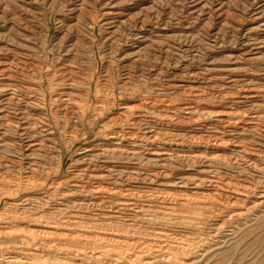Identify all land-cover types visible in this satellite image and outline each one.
Instances as JSON below:
<instances>
[{"label":"rangeland","instance_id":"374dc122","mask_svg":"<svg viewBox=\"0 0 264 264\" xmlns=\"http://www.w3.org/2000/svg\"><path fill=\"white\" fill-rule=\"evenodd\" d=\"M261 9L262 11L264 10V0H81V2L80 0H71V1L70 0H0V57H1L0 62L2 60H6L7 64L9 65V68H7V72L9 73V77H10L9 80H11L10 81L11 83L16 82V78H17L18 80L16 83H18L19 81L21 85H25L30 89H34V95L36 97L40 98L41 96V98H45L46 107L44 110V114L47 115L46 119L47 120L49 119L48 122L50 123L54 131V135H53L54 144L52 145L54 147L53 152H50L48 149L45 153H37L39 155V158L37 157V159H39L38 162L40 166L34 172V175H32L33 176L32 182L34 184L32 183L30 185L29 184L25 185L26 183L23 181L24 174H22L25 173V169L20 170L18 166H15L14 168V166L11 165L3 169L7 172L8 175L14 176L15 177L14 179L17 178L18 182L23 187L20 184L19 187H15V185L13 184L11 185L5 184V186H3L2 188L0 187L1 188L0 193L4 191L9 192L10 190L13 191L15 190V192L17 191L16 193L6 192L7 193V194L5 193L6 196L4 195L3 198H1L0 200V232L7 230L12 231V235L8 237L0 235V260H1L0 264H9L7 263V261H5L9 256L16 258V260L18 259V262L15 264H24V263L25 264H83V263L91 264V262L92 264H123L124 262H125L124 264H128L126 261L127 259L125 258L128 254L129 255L138 254V253L139 254L143 253L142 255L146 254L144 253L145 251L144 245L140 244L139 247L137 246L138 245L137 243L139 242L138 239H147L150 238L153 235V233L155 234L159 232H162L170 236H174L176 232H178L174 237L177 238L180 237V239L184 238V240L186 241L193 240L192 242H198V245H196L198 247L197 249L195 247L189 253H185L184 255L182 256L180 255V257H178L179 259L182 258L181 259L183 260L182 264L185 263L190 264L191 262H193L192 264H205V261L207 264L209 263L210 264H264V208H263L264 203L261 204L263 207L259 205L258 208L256 209H251V207L246 206L244 208L247 209V213L245 214V216L247 217L245 218L244 216L245 219L234 218L232 224L230 225L227 224L221 227L220 225L222 223L221 221L226 219L228 217L227 215H230L229 213L233 208L230 209L225 208L220 213L208 212L206 216L202 215L204 216L203 218L199 213H197L198 211L195 210L194 208H191L189 206H187L188 208L184 206H179L177 201L175 200L172 201L173 199H167V200L162 199L163 196L169 195V193L171 194L170 196L174 198H177V195L179 198L180 192L181 195L190 194L191 193L190 188L188 186L186 187L182 186V184H180L181 183L180 178L186 174L187 176L198 175L199 172L202 170V166L196 165L190 167L191 165L189 166L188 164H182V162L180 163L176 162V159L175 161H173V159H166L167 160L166 161V160L157 159L152 155L153 152L166 148L167 150L170 149L169 152L172 151L171 152L172 154L175 153L183 154L184 152L189 150L187 148H184L183 151L182 150L183 148L175 149V147H171V148L165 147L163 146L162 143L164 139L166 138L173 139L174 137V140L182 139L184 141H187L186 139H191V138L196 139L200 137L201 134H206L204 131H208L206 128H202L199 126L196 128V126H194L188 120L185 119V116L182 113L174 114L172 112V108H180L185 103L198 102V104L200 105L218 107V106H223L228 102H231V104H233L234 107L235 106L237 108L240 107L239 110L241 111L247 110L248 112L251 111L254 112L255 109V111L262 110L261 113H264V106H263L264 102H262L264 101V90H263L264 61L261 62V60H264V57H262L264 55V43L262 48L263 53L261 52L262 54L261 56L259 55L260 57L250 56L252 58L251 60L254 59L253 61L250 60V57L247 55V53H244L246 45L250 44L248 40L258 39L257 42L259 40L261 42L264 41L260 39V38L262 39L264 38L263 35L264 27L261 26L262 24L261 21L264 20V13H263L264 11L262 12ZM111 11L122 12L123 14H121L120 21L125 20L126 23H123L121 25H118L117 23L112 24L113 20H111V16L108 13ZM124 14H128L136 18V23L133 24L127 21L125 16H123ZM256 15L259 17H257ZM253 27L255 28L257 27V29ZM249 36L251 38H249ZM242 52H243L242 54L243 56L241 55ZM258 58L261 60H259ZM64 63L65 64L68 63V64L65 65ZM62 65L65 69L66 68L67 69L65 70L62 67ZM239 68L241 69L240 71ZM226 69L230 71L228 72ZM241 73L244 75H242ZM252 74L255 76H253ZM217 75L219 78L217 77ZM220 77L222 78L220 79ZM213 80H215V82ZM249 81H251L252 83H250ZM243 83H245V85ZM253 83L254 85H252ZM229 84L233 85L232 88L234 90H232L231 88L232 85ZM257 84H259L260 87H258ZM210 86L211 87L214 86L213 88H215L214 89L215 91ZM261 86H263V88ZM247 87H252L257 91V93H255L254 95L255 97L253 99V102H251V104L250 102L247 103L242 101L241 99H238L240 98V96H238L239 92L243 91V89ZM236 88L239 91H237ZM223 90L224 91L226 90L225 91L226 93ZM181 92L184 94H182ZM65 93L68 96L70 95L68 97V99L70 98L69 100H71L69 103H60V102H57L56 104L52 103L53 98H63L61 96L62 95L66 96ZM223 94H225L226 96ZM191 97H194L196 99ZM161 103L162 105L164 104L163 106L165 107H163ZM62 104H67L70 108L67 106V108L69 109L65 111V109L63 110L61 108ZM121 104L122 106L123 105L130 106L131 109L129 111H123L121 110L122 107ZM241 106L243 107L241 108ZM260 106L261 108L259 109L258 107ZM148 108L150 109V111ZM53 109L56 111H54ZM53 111L56 112L57 114H55ZM64 113H66L67 115L69 114V116H66V114ZM73 113L75 114V116L73 115ZM179 114L182 115L180 116ZM156 117H158V119H156ZM171 117L172 120L174 119V121L171 120ZM176 117L179 119L181 118L180 121L183 122H180L179 119L175 121L177 119ZM182 119H184L186 122ZM212 121L214 120L212 119ZM177 124H179L180 127L177 126ZM189 125L191 127H189ZM148 130H154L156 133L161 135V136L157 135L158 137L157 139L158 140L161 139V140L155 141L156 143L155 142L152 143L149 140H147L148 136L145 133ZM189 131L193 133H190ZM238 133L242 136V138L244 137L243 141L254 139L255 141L259 140L261 142H264V138L262 139L257 132H251V133L238 132ZM175 134L179 137L176 138ZM111 135L118 136L117 138L119 141L117 139H116L117 141L109 139ZM162 135L163 138H161ZM227 135L229 134L226 133L225 137ZM111 140L112 142L115 141L114 142L115 144L112 143ZM47 144L49 145V143ZM84 146L86 148H90V149L92 148L91 153H87L84 155L80 154ZM153 147H155V150ZM112 148L123 151V154L118 155L115 152H110ZM137 148L141 150H138ZM104 149L109 150V152L104 153L103 155L102 150ZM147 151L149 153H147ZM11 152L12 150L7 149L6 152H4V154L2 155V158L4 160H8V158L13 159L15 154ZM129 152L136 153L135 154L136 156L135 155L134 157L132 156L134 160H132L131 156L127 155V153ZM137 155L141 157V159ZM83 156H87V157L83 158ZM136 157L138 160L136 159ZM83 159L85 161H83ZM168 160L171 162H169ZM164 162L165 164L166 163L167 164L165 165ZM86 164H89L90 167H95V168L102 166L108 168L111 167L110 168L111 177L108 180L99 181L98 183L92 184V187H96L98 185L101 188L103 187L105 189L116 188L118 190H124V191L128 188L127 191L135 193V196L133 198H127L129 202V203L127 202V204H130L131 206L130 205L122 206L123 207L122 208L121 206L118 205V201L120 202L121 198L119 199L118 197L113 196L114 194L112 192H109L108 194L103 195L104 200H95L93 203L96 205L93 204V206L84 205L78 207L77 202L82 196H80L79 194L75 195L72 193L69 197L67 193H70L69 192L70 188L68 183L66 185L65 180L67 179L69 182L74 174L77 175L84 174L85 172L82 171L83 170L82 168ZM150 164H153V166ZM168 164H169L168 166L169 169L167 167ZM171 164L172 165L174 164L173 165L174 167ZM10 166L12 167V169ZM158 166H160V168ZM184 166L187 167L184 168ZM72 169L77 172L73 171ZM198 169H200V171H197ZM224 169L222 170V173L228 172L230 174L235 173L234 175H237L236 170L228 171L226 169V171H224ZM158 170L159 171L162 170L161 171L162 173L160 172L161 174H166L167 172L169 174L168 173L166 174L167 177L163 176L162 178V176H160L158 178H154L155 171L157 172L155 174H159ZM142 174H144L143 176L145 178L142 176ZM136 175H139V177ZM244 175L248 178V180L253 179L252 176H249L251 175L250 173L247 174V172H245L243 176ZM134 176L136 177V179ZM123 179H124V184H123ZM153 179H155V182ZM128 182L129 184H127ZM174 182L178 185H176ZM54 183L56 184L59 183L60 188L58 186L57 189H54L56 185ZM128 185H131L132 187ZM151 186H153L154 188ZM133 187H138V188L135 190V188L133 189ZM17 188H19L20 190ZM182 188L185 189L183 190ZM131 189H133V191ZM155 190L156 191L158 190L157 191L158 193H156ZM166 190L169 191V193L166 192ZM51 191H54V193L56 194H54ZM141 191H143L144 194ZM151 191L152 193L150 194ZM65 192L66 195L68 196L67 199H62L60 198V196L59 197L55 196V195H61V193L65 194ZM10 194L12 195L10 196ZM140 195L143 198H140L141 197ZM157 195L161 197H158ZM26 196L27 198L30 197L31 199L34 197L37 198H34L33 200L35 201L30 205L24 202ZM147 196L150 197L148 198ZM69 199L71 200V202ZM42 201L47 205H44ZM15 202L18 203L15 204ZM106 202L108 205L106 204ZM142 203L145 204L143 205ZM8 204H12L13 205L12 208H8L7 207ZM40 204L43 206H41ZM70 204L71 206H68ZM53 205L55 207L54 210H53L54 208ZM72 205L74 206L72 207ZM103 205L106 208H104ZM164 205H166L167 207L165 206L164 208ZM40 206L42 208H40ZM112 206H116V207H112ZM143 206H145V209ZM153 207L155 208L151 209ZM19 208L20 210H18ZM161 208L163 209V211H159ZM8 209H11V211ZM36 209L37 210L42 209V210L36 211ZM60 209H62L63 213L56 211ZM179 209L181 210V213L183 215L180 213ZM192 209L194 210L192 211ZM226 209H228L227 210L228 212L226 211ZM88 210H90L91 212ZM99 210H101V212ZM21 211L23 214H20ZM72 211H74V213H72ZM150 211L154 212L153 215L151 214ZM24 212L26 215H24ZM44 212L48 216L45 215ZM110 212H114V213H110ZM29 213H31L30 214L31 216L29 215ZM143 213L147 216H145ZM159 213L160 215H158ZM193 213L194 215L196 213V215L193 216ZM79 214L81 216H79ZM138 214L141 217H139ZM168 214L170 215L168 216ZM93 215L95 216L92 217ZM173 215H175V217ZM208 215H210L211 217ZM181 216H183V218ZM187 216H190L191 218L193 217V219ZM72 217L73 218L75 217L76 219L74 218V220H72L73 219ZM142 217H144V219L146 220H144ZM214 217H216V220ZM65 218L66 221L64 222ZM179 218H181V220H179ZM9 219L10 221L14 220V222L11 221L12 222L11 224L16 225L15 228H12V226L14 225H8V224L6 225L7 220L9 222ZM53 219L56 221H54ZM89 219H90L89 221L90 225L88 223ZM141 219L143 221H141ZM200 219L201 220L205 219V220L204 221L202 220L203 221L202 223ZM29 220H31L32 222ZM47 220L49 222H47ZM184 221H186L187 223ZM191 221L192 223H190ZM78 222L82 225H80ZM52 223H54L55 225ZM163 223L167 225H163ZM66 224L69 225L67 226ZM2 225L4 227H7L8 229L1 228ZM70 225L72 226V228ZM104 225H106V227ZM178 225H180V227ZM83 226L85 227L83 228ZM183 226L188 230L183 229L184 228ZM10 227L11 229H9ZM37 227H39L40 229ZM192 227H194L195 229ZM218 227L219 228L221 227V229H219ZM49 228L51 232H48ZM89 228H91V230ZM217 228L219 229L220 233L214 236L215 235L214 232ZM21 229L23 232L20 231ZM26 230L28 231V233L30 231V234H28ZM39 230L41 232L43 231V233L37 234ZM101 230L105 232L103 233ZM172 230H174V232ZM209 230L211 233L209 232ZM13 232L15 233L14 236H13ZM221 232L224 233L225 235H223ZM24 233L26 234V236ZM93 233L95 235H108V236L120 234L128 238L129 243H131L133 249L131 247L130 251L124 253L123 251L125 247L123 248V250L122 248H119V247H123L120 246L122 244L117 245L114 244L115 242L107 241V239L100 237H93L92 236ZM145 233L149 235H146ZM23 234L25 237L22 236ZM183 234L185 235L183 236ZM143 235L144 237L147 238H142ZM192 235H194V237ZM75 236L78 237L76 238ZM198 236L201 238L200 239L197 238ZM212 236L215 238H213ZM69 237L71 238V240L69 239ZM58 238L60 242L57 241ZM75 238L76 240L74 241ZM66 239L70 240V245L67 244V242L69 243V240L66 241ZM97 239L101 241L96 242L98 241ZM209 239H211L212 241L217 240V242L219 243L218 246H220L221 248L218 246L217 247L219 249L214 247L215 249L212 248L213 250L210 249L209 253L207 252L206 255L201 256L202 252H199L198 250L202 249V246L208 245L207 243L211 242V240ZM41 241L44 244H42ZM52 241L54 242L52 243ZM75 242L77 244H75ZM64 243H66L67 245ZM31 245L33 247H30ZM87 245L89 248L90 246H92V248L94 247L95 249L94 248L89 249ZM5 246H7V249ZM112 246L115 247L113 248ZM98 248H100L99 251L96 250ZM103 248L106 251H108L109 249L108 251L109 253H107L106 256H103L102 258L96 260L89 258V253L94 252L95 254H97L101 250L103 251L104 250ZM16 250L18 251V253ZM110 251L114 252L116 256L114 254H111L112 252ZM29 252L33 255H31ZM39 255L40 256L42 255L41 258ZM34 256L37 258V260ZM198 257L200 259H198ZM210 257L211 258L213 257L211 261L209 259ZM115 259H118L117 260L118 263L115 261ZM2 261L5 263H3ZM197 261L198 263H195ZM161 264H170V262H164ZM171 264H175V263L171 262Z\"/></svg>","mask_w":264,"mask_h":264},{"label":"bare ground","instance_id":"6f19581e","mask_svg":"<svg viewBox=\"0 0 264 264\" xmlns=\"http://www.w3.org/2000/svg\"><path fill=\"white\" fill-rule=\"evenodd\" d=\"M71 1V0H70ZM81 2V0H80ZM123 2V1H122ZM79 6V5H78ZM218 6V5H217ZM78 10V9H77ZM134 11V10H133ZM137 11V10H136ZM262 11V9H261ZM264 11V10H263ZM262 11V12H263ZM140 12V11H138ZM106 13V12H104ZM109 15L111 16V20L112 21V24L113 23H117L118 25H121L123 23H126L125 20L123 21H120V18H121V14H123L122 12H114V11H111V12H108ZM261 13V12H260ZM264 13V12H263ZM262 13V14H263ZM141 14V13H139ZM107 15V14H106ZM105 15V16H106ZM260 15V14H258ZM104 16V14H103ZM109 16V17H110ZM123 16H125L126 20L135 24L136 23V18L128 15V14H124ZM257 16V15H256ZM255 16V18H256ZM107 17V16H106ZM105 17V18H106ZM259 17V16H257ZM148 19V18H147ZM5 20V19H4ZM9 21V20H8ZM110 21V20H109ZM108 21V22H109ZM141 22V20H140ZM262 24L261 26L264 27V20L261 21ZM107 23V21H106ZM259 23V22H258ZM111 24V25H112ZM131 24V25H133ZM142 24V23H141ZM105 25V24H103ZM140 25V24H139ZM173 25V24H172ZM25 26V25H24ZM137 26V25H135ZM142 27V26H141ZM156 27V26H155ZM258 27V26H257ZM257 27H253L255 29H257ZM259 29V28H258ZM262 29V28H260ZM252 30V29H251ZM150 31V30H149ZM258 31V30H257ZM256 31V32H257ZM253 32H254V29H253ZM262 32V30H261ZM133 34V33H132ZM251 34V33H249ZM257 34V33H256ZM255 34V35H256ZM108 35V34H107ZM254 35V34H253ZM264 35V34H263ZM160 36V35H159ZM142 37V36H141ZM257 37V36H256ZM246 38V37H245ZM249 38H251L249 36ZM261 40H264V38H260ZM258 40V39H257ZM256 39H252V40H248V42L250 44H247L246 47H245V50H244V53H247V55L250 57L252 56H256V57H260L261 54L263 53V42H261L260 40L257 42ZM246 42V41H245ZM245 44V43H244ZM239 48V47H238ZM138 50V49H137ZM238 50V49H237ZM240 50V49H239ZM262 52V53H261ZM237 53V52H236ZM243 54V52L241 53V55ZM258 55V56H257ZM260 55V56H259ZM4 56V55H3ZM224 56V55H223ZM243 56V55H242ZM7 57V56H6ZM246 57V56H245ZM250 57V60L252 59ZM264 57V55L262 56ZM1 58V57H0ZM248 58V57H247ZM12 59V58H11ZM230 59V58H229ZM242 59V58H241ZM245 59V58H244ZM259 59V58H258ZM63 60V59H62ZM236 60V59H234ZM254 60V59H253ZM251 60V61H253ZM261 60V59H259ZM67 61V60H66ZM245 61V60H244ZM250 61V62H251ZM256 61V60H255ZM264 61V60H261V62ZM235 62V61H234ZM249 63V62H248ZM247 63V65H248ZM257 63V62H255ZM260 63V62H259ZM65 64V63H64ZM63 64V65H64ZM68 64V63H66ZM65 64V65H66ZM62 65V67H63ZM70 66V65H69ZM16 67V66H15ZM14 67V68H15ZM61 67V68H62ZM7 68H9V65L7 64L6 60H2L0 62V187L2 188L3 186L6 185H15V187H19V182L16 179H14L15 177L12 176V175H8L7 172L5 170H3L5 167L11 165V166H18L19 169H25V173H22L24 174V182L26 183L25 185L27 184H32V175H34V172L38 169V167L40 166L39 164V159H37V157L39 158V155L37 153H45L48 149L50 152H53L54 150V147L52 146L54 144V138H53V135H54V131L50 125V123L48 122V120L46 119L47 115L44 114V110H45V107H46V104H45V98H38L34 95V89H30L28 88L27 86L25 85H21L18 81L17 82V78H16V82H13L11 83L9 80V73L7 72ZM13 68V67H12ZM64 68V67H63ZM241 68V67H240ZM239 68V71L241 70ZM245 68V67H244ZM65 69V68H64ZM67 69V68H66ZM65 69V70H66ZM71 69V68H70ZM237 69V68H236ZM247 69V68H246ZM227 70V69H226ZM234 70V69H233ZM243 70V69H242ZM245 70V69H244ZM264 70V69H263ZM16 71V70H15ZM60 71V70H59ZM228 71V70H227ZM230 71V70H229ZM228 71V72H229ZM237 71V70H236ZM246 71V70H245ZM61 72V71H60ZM232 72V71H231ZM246 73V72H245ZM252 73V72H251ZM229 74V73H228ZM235 74V73H234ZM242 74V73H241ZM249 74V72H248ZM11 75V74H10ZM236 75V74H235ZM244 75V74H242ZM253 75V74H252ZM5 76V77H4ZM50 76V75H49ZM247 76V75H246ZM255 76V75H253ZM252 76V78H253ZM14 77V75H13ZM17 77V76H16ZM62 77V76H61ZM60 77V78H61ZM69 77V76H67ZM211 77V76H210ZM218 77V75H217ZM227 77V76H226ZM238 77V75H237ZM72 78V77H71ZM216 78V77H215ZM219 78V77H218ZM217 78V79H218ZM222 77H220L221 79ZM231 78V77H230ZM214 79V78H213ZM224 79V78H223ZM222 79V80H223ZM239 79V78H238ZM236 79V80H238ZM243 79V78H242ZM15 80V79H14ZM62 80V79H61ZM70 80V79H69ZM231 80V79H230ZM263 80V79H262ZM60 81V80H59ZM209 81V80H208ZM207 81V83H208ZM215 82V80H213ZM224 81V80H223ZM235 81V80H234ZM240 81V80H238ZM237 81V82H238ZM246 81V80H245ZM256 81V80H255ZM25 82V81H24ZM213 82V83H214ZM227 82V80H226ZM232 82V81H231ZM250 83H252L251 81H249ZM254 82V81H253ZM257 82V81H256ZM28 83V82H27ZM230 83V82H229ZM233 83V82H232ZM255 83V82H254ZM254 83L252 85H254ZM210 84V83H209ZM220 84V83H219ZM228 84V83H227ZM242 84V83H240ZM245 85V83H243ZM247 84V83H246ZM261 84V83H259ZM258 85V87H260ZM180 85V84H179ZM186 85V84H185ZM229 85H232V84H229ZM229 85H228V88H229ZM239 85V84H238ZM30 86V85H29ZM66 86V85H65ZM173 86V85H172ZM175 86V85H174ZM182 86V84H181ZM198 86V85H197ZM209 86V85H208ZM222 86V85H220ZM249 86V85H248ZM185 87V86H184ZM211 87V86H210ZM214 87V86H213ZM211 87V88H213ZM233 87V85L231 86V88ZM241 87V85H240ZM245 87V86H244ZM263 88V86H261ZM190 88V87H189ZM192 88V87H191ZM195 88V87H194ZM209 88V87H208ZM225 88V87H223ZM235 88V86H234ZM239 88V87H238ZM257 88V86H256ZM261 88V89H262ZM63 89V88H62ZM179 89V88H178ZM177 89V90H178ZM184 89V88H183ZM193 89V88H192ZM198 89V88H197ZM203 89V88H202ZM207 89V87H206ZM210 89V88H209ZM215 88H213L214 90ZM217 89V88H216ZM173 90V89H172ZM180 90V89H179ZM181 90H182V87H181ZM220 90V89H219ZM232 90H234L232 88ZM237 90V88H236ZM235 90V91H236ZM264 90V89H263ZM68 91V90H67ZM70 91V90H69ZM169 91V90H168ZM176 91V90H175ZM215 91V90H214ZM218 91V90H217ZM224 91V90H223ZM226 91V90H225ZM224 91V92H225ZM239 91V90H237ZM64 92V91H63ZM201 92V90H200ZM199 92V93H200ZM222 92V91H221ZM59 93V92H58ZM61 93V92H60ZM182 93V92H181ZM205 93V92H204ZM207 93V92H206ZM223 93V92H222ZM226 93V92H225ZM255 93H257V91L252 88V87H247L245 89H243V91L239 92V95L240 98L238 99H241L242 101L244 102H247L251 104V102H253V99H254V95ZM66 94V93H65ZM184 94V93H182ZM261 94V93H260ZM57 95V93H56ZM60 95V94H59ZM204 95V94H203ZM212 95V94H211ZM225 95V94H223ZM263 95V94H262ZM53 96V95H52ZM70 96V95H69ZM67 94L66 96L62 95L61 97L63 98H51L52 99V103L56 104L57 102H60V103H69L71 100L68 99L69 97ZM191 96V94H190ZM226 96V95H225ZM236 96V95H235ZM261 96V95H259ZM55 97V95H54ZM57 97H60V96H57ZM164 97V96H163ZM202 97V95H201ZM207 97V96H205ZM231 97V96H230ZM186 98V97H185ZM191 98H194V97H191ZM263 98V97H262ZM72 99V98H71ZM152 99V98H151ZM155 99V98H154ZM157 99V98H156ZM167 99V98H166ZM165 99V100H166ZM196 99V98H194ZM224 99V98H222ZM74 100V99H73ZM168 100V99H167ZM185 100V99H184ZM201 100V99H200ZM263 100V99H262ZM153 101V100H152ZM160 101V99H159ZM164 101V100H163ZM162 101V102H163ZM169 101V100H168ZM204 101V100H203ZM258 101V100H257ZM187 102V101H186ZM264 102V101H262ZM159 103V102H158ZM157 103V104H158ZM164 103V102H163ZM226 103V102H225ZM246 103V104H247ZM260 103V102H259ZM72 104V103H71ZM125 104V103H123ZM156 104V103H155ZM165 104V103H164ZM163 104V105H164ZM181 104V103H180ZM262 104V103H261ZM70 105V104H69ZM162 105V103H161ZM162 105V106H163ZM170 105V103H169ZM178 105V104H177ZM176 105V106H177ZM223 105V104H222ZM236 105V104H235ZM238 105V104H237ZM253 105V104H252ZM50 106V105H49ZM67 104H62V109L65 111L68 110L69 108H67ZM122 106V104H121ZM157 106V105H156ZM167 106V105H166ZM172 106V105H171ZM175 106V105H174ZM264 106V104H263ZM52 107V105H51ZM58 107V106H57ZM59 107V108H60ZM120 107V105H119ZM154 107V106H153ZM160 107V105H159ZM165 107V106H163ZM168 107V106H167ZM243 106H241L242 108ZM157 108V107H156ZM240 108V107H239ZM239 108H237L236 106L234 107L233 104H231V102H228L226 103L225 105L223 106H218V107H210V106H206V105H200L198 104V102L196 103H185L182 105V107L180 108H172V112L175 114V113H182L184 116H185V119L188 120L191 124H193L194 126H196V128L199 126V127H202V128H206L208 131H204L206 134H201L200 137L196 138V139H186L187 141H184L182 139L178 140L176 138H178L179 136H177L176 134V140H174V137L173 139H170V138H166L164 139V141L162 142L163 143V146L165 147H175L176 148H183L182 150L184 151V148H187L189 151H186V152H182L183 154H172L169 150L166 149H161V150H158V151H155V152H151L152 155L157 158V159H161V160H166V159H173V161H175L176 159V162H182V164H188L190 167L192 166H202V170L200 171V169H198L197 171H200L198 175H195V176H187L184 175V176H180V181L182 184V186H188L190 188V194H186V195H181V192H180V195H179V198H178V195H177V198H174L172 196H170L171 194L169 193V191L166 190V192L169 193V195H165L162 197V199L164 200H167V199H173L172 201H177L179 206H184V207H191V208H194L195 210H197L196 212L199 213L201 215V217L204 218V216L207 215L208 212H212V213H220L223 211V209L225 208H233L231 211H230V215H227L228 217L226 219H224L223 221H221L222 223L220 224L221 227L224 226V225H230L232 224V221L234 220V218H237V219H240V218H244L245 214L247 213V209H244L246 206H249L251 207V209H256L258 208L259 205H261L262 203H264V142H261L259 140L255 141L254 139H249L248 141H243V138L242 136L238 133V132H257L260 137L263 139L264 138V113H261L262 110L260 111H255L254 109V112H248L247 110L246 111H241L239 110ZM259 109L261 108L258 107ZM52 109V108H51ZM56 109V108H55ZM131 109L130 106H127V105H123L121 107V110L123 111H129ZM149 109V108H148ZM54 110V109H53ZM153 110V109H152ZM163 110V109H161ZM171 110V109H169ZM56 111V110H54ZM53 111V112H54ZM73 111V110H71ZM150 111V109H149ZM166 111V110H165ZM164 111V112H165ZM62 112V111H61ZM154 112V111H153ZM162 112V111H161ZM160 112V113H161ZM55 114H57L56 112H54ZM155 113V112H154ZM60 114V113H59ZM58 114V115H59ZM66 114V113H64ZM181 114V115H182ZM73 115L75 116V114L73 113ZM116 115V114H115ZM180 115V114H179ZM180 115V116H181ZM65 116V115H64ZM66 116H69V114ZM139 116V115H138ZM145 118V117H144ZM150 118V117H149ZM177 118V117H176ZM156 119H158V117H156ZM155 119V120H156ZM179 118H177L175 121H177ZM181 119V118H180ZM179 119V121H180ZM212 119L214 121H212ZM61 120V119H60ZM152 120V119H151ZM161 120V119H160ZM163 120V119H162ZM171 120H172V117H171ZM184 120V119H182ZM69 121V119H68ZM158 121V120H157ZM174 121V119L172 120ZM185 121V120H184ZM154 122V121H153ZM180 122H183V121H180ZM186 122V121H185ZM172 123V122H170ZM203 123V124H201ZM72 124V123H71ZM157 124V123H156ZM162 124V123H161ZM73 125V124H72ZM151 125V124H150ZM159 125V124H158ZM177 126H179V124H177ZM74 127V126H73ZM167 127V126H166ZM180 127V126H179ZM182 127V126H181ZM187 127V126H186ZM189 127H191L189 125ZM169 128H170V125H169ZM168 128V129H169ZM173 128V127H172ZM176 128V127H175ZM178 128V127H177ZM187 129V128H186ZM117 130V129H116ZM167 130V129H166ZM201 130V129H199ZM203 130V129H202ZM130 131V130H129ZM163 131V130H162ZM179 131V130H178ZM222 131V132H221ZM170 132V131H169ZM190 132V131H189ZM162 133V132H161ZM167 133V132H166ZM165 133V134H166ZM181 133V132H180ZM188 133V132H187ZM190 133H193V132H190ZM229 134L225 137V134ZM148 137H147V140H149L150 142L154 143L155 141H157L158 137L157 135H159L158 133H156L154 130H148L146 131L145 133ZM169 134V133H168ZM173 134V133H172ZM248 134V133H247ZM123 135V134H122ZM179 135V134H178ZM187 135V134H186ZM195 135V133H194ZM202 135H205V136H202ZM249 135V134H248ZM121 136V135H119ZM161 136V135H159ZM166 136V135H165ZM183 136V134H182ZM181 136V137H182ZM244 136V135H243ZM118 136H114V135H111L109 137V139H112V140H118L117 138ZM167 137V136H166ZM172 137V136H171ZM185 137V136H184ZM191 137V136H189ZM249 137V136H248ZM247 137V139H248ZM259 137V138H260ZM145 138V137H144ZM160 138V137H159ZM163 138V135L162 137ZM165 138V137H164ZM108 139V138H106ZM111 140V142H112ZM116 140V141H117ZM125 140V138H124ZM161 140V139H159ZM158 140V141H159ZM261 140V139H260ZM119 141V140H118ZM115 141H113L112 143H114ZM145 142V141H144ZM49 143V145L47 144ZM127 143V141H126ZM140 143V142H139ZM156 143V142H155ZM160 143V142H159ZM96 144V143H95ZM115 144V143H114ZM143 144V143H142ZM150 144V143H149ZM117 145V143H116ZM154 145V144H153ZM142 146V145H140ZM139 146V147H140ZM144 146V145H143ZM157 146V145H156ZM160 146V145H159ZM105 147V146H104ZM114 147V146H113ZM138 147V145H137ZM158 147V146H157ZM98 148V147H97ZM129 148V147H128ZM145 148V147H144ZM154 150H155V147H153ZM9 149V150H12L11 153H14L15 156L14 158L11 160L8 158V160H4L2 158V155L4 154V152H6V150ZM92 149V148H91ZM91 149L90 148H86L84 146V148L82 149L81 153L80 154H87V153H91ZM136 149V148H135ZM138 149V148H137ZM148 149V148H147ZM128 150V149H127ZM138 150H141V149H138ZM143 150V149H142ZM151 150V149H150ZM172 150V149H171ZM203 150V151H202ZM96 151V150H95ZM99 151V150H98ZM180 151V150H179ZM109 152V150L107 149H104L102 150V154L104 155V153H107ZM110 152H115L116 154L118 155H122L123 154V151H120L118 149H115V148H112L110 150ZM141 152V151H140ZM143 152V151H142ZM125 153V152H124ZM145 153V152H144ZM147 153H149L147 151ZM146 153V154H147ZM136 153L135 152H129L127 153V155L132 156L134 157ZM136 156V155H135ZM138 156V155H137ZM87 156H83V158H85ZM139 157V156H138ZM151 157V156H150ZM141 159V157H139ZM147 158V157H145ZM137 159V157H136ZM151 159V158H149ZM128 160V159H127ZM132 160H134L132 158ZM138 160V159H137ZM147 160V159H146ZM160 160V161H161ZM83 161H85L83 159ZM82 161V162H83ZM152 161V160H151ZM167 161V160H166ZM165 161V162H166ZM169 161V160H168ZM128 162V161H127ZM136 162V161H135ZM149 162V160H148ZM155 162V161H154ZM163 162V161H162ZM164 162V164H165ZM171 162V161H169ZM131 163V162H130ZM137 163V162H136ZM159 163V162H158ZM161 163V162H160ZM175 163V162H173ZM133 164V163H132ZM163 164V163H162ZM167 164V163H166ZM165 164V165H166ZM105 165V164H103ZM124 165H127V164H124ZM129 165V163H128ZM153 166V164H150ZM160 165V164H159ZM172 165V164H171ZM174 165V164H173ZM172 165V166H173ZM10 166V167H11ZM82 166V165H81ZM108 166V165H107ZM169 166V164L167 165V167ZM156 167V166H155ZM160 168V166H158ZM163 167V166H162ZM165 167V166H164ZM174 167V166H173ZM187 167V166H184V168ZM188 167V168H190ZM111 167H105V166H102V167H98V168H95V167H90L89 164H86L82 169L83 172H85L84 174H80V175H77V174H74L73 177L71 178V180L68 182H66L65 180V183L67 185V183L69 184V188H70V193H67L68 196L70 197V195L73 193V194H79L80 196H82L79 200H78V207L79 206H84V205H87V206H93V202L95 200H104V196L105 194H108L109 192H112L115 196V197H118L119 199L121 198V201L119 202L118 201V205L119 206H128L130 204H127L128 202V199L127 198H133L135 196V193L133 192H130V191H127V189L124 191V190H118L116 188L114 189H105V188H101L100 186H96V187H92V184L94 183H98L99 181H104V180H108L111 176L110 172H111ZM116 168V167H115ZM128 168V167H127ZM154 168V167H152ZM166 168V167H165ZM197 168V167H196ZM225 168V169H224ZM8 169V168H7ZM12 169V167H11ZM17 169V168H16ZM18 169V170H19ZM75 169V168H74ZM118 169V168H117ZM133 169V168H132ZM169 169V167H168ZM167 169V170H168ZM174 169V168H173ZM193 169V168H191ZM195 169V167H194ZM224 169V171H226V169L228 171H237V175H234V174H230L228 172L226 173H222V170ZM73 170V169H72ZM149 170V169H148ZM157 170V168H156ZM166 170V169H165ZM164 170V171H165ZM187 170V169H186ZM75 171V170H73ZM127 171V170H126ZM134 171V170H133ZM132 171V172H133ZM139 171V170H138ZM154 171V170H153ZM159 171V170H158ZM162 171V170H161ZM159 171V174H155L157 173L155 171L154 173V178H158L160 176H166V174H161L162 172ZM6 172V173H5ZM21 172V171H19ZM77 172V171H75ZM81 172V171H80ZM141 172V171H140ZM139 172V173H140ZM148 172V171H147ZM152 172V171H151ZM161 172V173H160ZM247 172L250 173L251 175L249 176H252L253 179L251 180H248V178L245 176H243V174ZM142 173V172H141ZM140 173V174H141ZM150 173V172H149ZM189 173V172H188ZM124 174V173H123ZM169 174V173H168ZM172 174V173H171ZM19 175V174H18ZM131 175V174H130ZM130 175H127V176H130ZM135 175V174H133ZM132 175V176H133ZM144 174H142L143 176ZM150 175V174H149ZM139 177V175H136ZM248 176V177H249ZM67 177V176H66ZM125 177V176H124ZM135 177V176H134ZM137 177V178H138ZM141 177V176H140ZM144 177V176H143ZM167 177V176H166ZM20 178V177H19ZM65 178V177H64ZM121 178V177H120ZM120 178H119V181H120ZM145 178V177H144ZM177 178V177H176ZM247 178V179H246ZM34 179V178H33ZM36 179V178H35ZM125 179V178H124ZM124 179H123V184H124ZM136 179V177H135ZM143 179V178H142ZM152 179V178H151ZM59 180V179H58ZM63 180V179H62ZM129 180V179H128ZM150 180V179H148ZM154 182H155V179H153ZM41 181V180H39ZM45 181V180H44ZM86 181V182H84ZM126 181V180H125ZM135 181V180H134ZM141 181V180H140ZM55 182V181H54ZM60 182V181H58ZM64 182V181H63ZM133 182V181H132ZM145 182V181H144ZM157 182V181H156ZM39 183V182H38ZM136 183V182H134ZM143 183V182H142ZM141 183V184H142ZM167 183V182H166ZM175 183V182H174ZM34 184V183H33ZM56 184V183H54ZM122 184V183H121ZM129 184V182L127 183ZM163 184V183H161ZM169 184V182H168ZM176 184V183H175ZM21 185V184H20ZM38 185V184H37ZM45 185V184H44ZM134 185V184H133ZM178 185V184H176ZM22 186V185H21ZM54 186V185H53ZM59 186L60 188V185L59 183H57L54 187V189H57ZM128 186H131V185H128ZM142 186V185H141ZM155 186V185H154ZM167 186V185H166ZM165 186V187H166ZM13 187V186H11ZM10 187V188H11ZM23 187V186H22ZM27 187V186H26ZM127 187V186H126ZM132 187V186H131ZM139 187V186H138ZM138 187H133V189L135 188V190L138 188ZM150 187V186H149ZM153 187V186H151ZM168 187V186H167ZM174 187V186H173ZM0 188V189H1ZM9 188V187H8ZM52 188V186H51ZM141 188V187H140ZM154 188V187H153ZM5 189V188H4ZM3 189V190H4ZM7 189V188H6ZM12 189V188H11ZM19 189V188H17ZM63 189V187H62ZM61 189V190H62ZM67 189V188H66ZM133 189H131L133 191ZM144 189V188H143ZM161 189V188H160ZM172 189V188H171ZM176 189V188H175ZM183 189V188H182ZM185 189V188H184ZM183 189V190H184ZM187 189V188H186ZM2 190V191H3ZM8 190V189H7ZM10 190V189H9ZM20 190V189H19ZM163 190V189H162ZM173 190V189H172ZM55 191V190H54ZM54 191H51L54 193ZM67 191V190H66ZM138 191V190H137ZM140 191V190H139ZM156 191V190H155ZM158 191V190H157ZM156 191V193H158ZM179 191V190H178ZM7 193H16L15 190H10L9 192L6 191ZM5 191L4 192H1L0 193V200L1 198H3V196L5 195L6 196V193ZM135 192V191H134ZM143 193V191H141ZM146 192V191H145ZM148 192V190H147ZM161 192V191H159ZM183 192V191H182ZM186 192V191H185ZM189 192V191H188ZM6 193V194H5ZM44 193V192H43ZM152 193V191L150 192V194ZM187 193V192H186ZM32 194V193H31ZM36 194V193H35ZM45 194V193H44ZM47 194V193H46ZM56 194V193H54ZM53 194V196H54ZM58 194V193H57ZM137 194V193H136ZM144 194V193H143ZM149 194V193H147ZM162 194V193H161ZM173 194V193H172ZM176 194V193H174ZM2 195V197H1ZM12 194H10L11 196ZM14 195V194H13ZM74 195V196H75ZM138 195V194H137ZM164 195V194H163ZM8 196V195H7ZM16 196V194H15ZM35 196V195H34ZM49 196V195H48ZM52 196V195H51ZM52 196V197H53ZM57 197L60 196V198L62 199H67V195H66V192L65 194L61 193V195H55ZM141 196V195H140ZM139 196V197H140ZM158 196V195H157ZM33 197V196H32ZM40 197V196H39ZM47 197V196H46ZM52 197H49V198H52ZM113 197V198H115ZM148 197V196H147ZM150 197V196H149ZM148 197V198H149ZM158 197H161V196H158ZM34 198H37V197H34ZM34 198H30L26 196V199H24V202L27 203V204H32L35 200H33ZM74 198V197H73ZM137 198V197H136ZM140 198H143L142 196ZM155 198V196H154ZM40 199V198H39ZM54 199V198H53ZM72 199V198H71ZM107 199V198H106ZM37 200V199H36ZM45 200V199H44ZM48 200V199H47ZM56 200V198H55ZM70 200V199H69ZM74 200V199H73ZM131 200V199H129ZM10 201V200H9ZM22 201V200H21ZM60 201V199H59ZM62 201V200H61ZM75 201V200H74ZM77 201V199H76ZM117 201V200H116ZM14 202V201H13ZM43 202V201H42ZM55 202V201H54ZM53 202V203H54ZM58 202V201H56ZM71 202V200H70ZM99 202V201H98ZM101 202V201H100ZM111 202V201H110ZM131 202V201H130ZM142 202V201H141ZM144 202V201H143ZM147 202V201H146ZM145 202V203H146ZM156 202V201H155ZM10 203V202H9ZM12 203V202H11ZM18 203V202H17ZM15 202V204H17ZM44 203V202H43ZM48 203V202H47ZM62 203V202H61ZM60 203V204H61ZM66 203V202H65ZM73 203V202H72ZM104 203V202H103ZM115 203V202H113ZM129 203V202H128ZM132 203V202H131ZM136 203V202H135ZM140 203V202H139ZM145 203H142L143 205ZM149 203V201H148ZM152 203V201H151ZM64 204V203H63ZM62 204V205H63ZM69 204V203H68ZM76 204V203H75ZM74 204V205H75ZM105 204V203H104ZM107 204V202H106ZM157 204V203H156ZM155 204V205H156ZM171 204V203H169ZM5 205V204H4ZM41 205V204H40ZM44 205H47L44 203ZM58 205V204H57ZM65 205V204H64ZM72 205V207L74 206ZM96 205V204H94ZM102 205V204H101ZM108 205V204H107ZM112 205V204H111ZM116 205V204H115ZM141 205V204H139ZM161 205V204H159ZM158 205V206H159ZM12 204H8L7 207L8 208H12ZM19 206V205H17ZM27 206V205H25ZM43 206V205H41ZM40 206V208H42ZM50 206V205H49ZM68 206H71L68 205ZM131 206V205H130ZM154 206V205H153ZM166 205H164V208H165ZM262 206V205H261ZM21 207V206H20ZM24 207V206H23ZM29 207V206H28ZM32 207V206H31ZM51 207V206H50ZM54 207V205H53ZM57 207V206H56ZM64 207V206H63ZM104 207V205H103ZM102 207V208H103ZM108 207V206H107ZM112 207H116V206H112ZM137 207V206H136ZM139 207V206H138ZM144 209H145V206H143ZM148 207V206H147ZM167 207V206H166ZM169 207V206H168ZM172 207V206H171ZM263 207V206H262ZM6 208V207H4ZM15 208V207H14ZM18 208V207H17ZM27 208V207H26ZM36 208V207H35ZM52 208V207H51ZM77 208V207H75ZM84 208V207H83ZM86 208V207H85ZM98 208V207H97ZM101 208V209H102ZM106 208V207H104ZM123 208V207H122ZM127 208V207H126ZM131 208V207H130ZM134 208V207H133ZM155 207L151 208V209H154ZM179 208V207H178ZM188 208V207H187ZM186 208V209H187ZM234 208H237V209H234ZM264 208V207H263ZM3 209V208H2ZM28 209H31V208H28ZM44 209V208H43ZM55 209V207L53 208V210ZM63 209V208H62ZM62 209L60 210H56V211H59L60 213H63ZM68 209V207H67ZM69 209H72V208H69ZM79 209V208H78ZM94 209V208H92ZM117 209V208H116ZM115 209V210H116ZM132 209V208H131ZM136 209V208H135ZM162 209V208H161ZM159 210V211H163L162 210ZM172 209V208H170ZM169 209V210H170ZM192 209V211L194 210ZM11 211V209H8ZM20 210V208L18 209ZM27 210V209H26ZM39 210H42V209H36V211H39ZM52 210V211H53ZM74 210V209H73ZM123 210V209H122ZM140 210V209H139ZM143 210V209H142ZM178 210V209H177ZM180 210V209H179ZM182 210H183V207H182ZM185 210V209H184ZM188 210V209H187ZM186 210V211H187ZM228 209H226L227 211ZM258 210V209H257ZM4 211V210H3ZM24 211V210H22ZM21 211L18 212L20 214H23ZM30 211V210H29ZM45 211V210H43ZM42 211V212H43ZM48 211V210H47ZM50 211V210H49ZM62 211V212H61ZM90 211V210H88ZM101 212V210H99ZM105 211V210H104ZM108 211V210H107ZM112 211V210H111ZM141 211V210H140ZM165 211V210H164ZM173 211V210H172ZM185 211V212H186ZM191 211V210H190ZM250 211V210H249ZM6 212H7V209H6ZM9 212V211H8ZM15 212V211H14ZM13 212V213H14ZM32 212V210H31ZM51 212V211H50ZM76 212V211H75ZM80 212V211H79ZM83 212V211H82ZM91 212V211H90ZM95 212V211H94ZM93 212V213H94ZM103 212V211H102ZM106 212V211H105ZM122 212V211H121ZM126 212V211H125ZM134 212V211H133ZM137 212V211H136ZM142 212V211H141ZM141 212H140V215H141ZM146 212V211H145ZM151 212V211H150ZM188 212V211H187ZM228 212V211H227ZM252 212V211H251ZM256 212V211H255ZM37 213V212H36ZM58 213V212H57ZM67 213V212H65ZM69 213V211H68ZM72 213H74V211H72ZM86 213V212H85ZM110 213H114V212H110ZM117 213V212H116ZM131 213V212H130ZM139 213V212H138ZM153 211L151 212V214L153 215ZM169 213V211H168ZM180 213H181V210H180ZM184 213V211H183ZM190 213V212H189ZM226 213V212H225ZM7 214V213H6ZM5 214V215H6ZM31 213H29L30 215ZM45 214V212H44ZM59 214V213H58ZM81 214V213H80ZM79 214V216H81ZM88 214V213H87ZM90 214V213H89ZM121 214V213H120ZM125 214V213H124ZM123 214V215H124ZM133 214V213H132ZM144 214V213H143ZM167 214V212H166ZM175 214H178V213H175ZM182 214V213H181ZM224 214V213H223ZM258 214V213H257ZM256 214V215H257ZM3 215V214H2ZM9 215V214H8ZM11 215V214H10ZM16 215H17V212H16ZM24 215L25 212H24ZM28 215V214H27ZM42 215V214H41ZM47 215V214H45ZM64 215V214H63ZM66 215V214H65ZM68 215V214H67ZM98 215V214H97ZM105 215V214H104ZM118 215V214H116ZM130 215V214H129ZM134 215V214H133ZM137 215V214H136ZM145 215V214H144ZM156 215V214H155ZM160 215V213L158 214ZM170 214H168L169 216ZM183 215V214H182ZM186 215V214H185ZM190 215V214H188ZM196 215V213H195ZM194 213H193V216H195ZM204 215V216H202ZM211 215V214H210ZM208 215V216H210ZM225 215V216H226ZM249 215V214H248ZM21 216V215H19ZM31 216V215H30ZM35 216V215H34ZM48 216V215H47ZM74 216V215H73ZM89 216V215H88ZM95 215H93L92 217H94ZM100 216V215H99ZM98 216V217H99ZM110 216V215H108ZM139 216V214H138ZM147 216V215H145ZM175 217V215H173ZM192 216V215H191ZM14 217V216H13ZM37 217V216H36ZM55 217V216H53ZM60 217V216H59ZM64 217H67V216H64ZM84 217V216H83ZM114 217V216H113ZM141 217V216H139ZM158 217V216H157ZM161 217V216H159ZM167 217V216H166ZM179 217V216H178ZM183 218V216H181ZM187 217H190V216H187ZM198 217V216H197ZM211 217V216H210ZM247 216H245L246 218ZM2 218V217H1ZM10 218V217H9ZM40 218V217H39ZM71 218V217H70ZM73 218V217H72ZM75 218V217H74ZM74 218L72 220H74ZM103 218V217H102ZM117 218V217H116ZM133 218V217H132ZM137 218V217H136ZM144 219V217H142ZM164 218V217H163ZM168 218V217H167ZM191 218V217H190ZM215 220H216V217H214ZM244 218V219H245ZM249 218V217H248ZM255 218V217H254ZM3 219V218H2ZM25 219V218H24ZM23 219V220H24ZM32 219V218H31ZM38 219V218H36ZM35 219V220H36ZM46 219V218H45ZM57 219V218H56ZM59 219V218H58ZM64 219V218H63ZM76 219V218H75ZM80 219V218H79ZM78 219V220H79ZM97 219V218H96ZM110 219V217H109ZM108 219V220H109ZM138 219V218H137ZM151 219V217H150ZM156 219V218H155ZM154 219V220H155ZM174 219V218H173ZM172 219V220H173ZM178 219V218H177ZM186 219V218H185ZM193 219V217L191 218ZM190 219V220H191ZM196 219V218H195ZM4 220V219H3ZM34 220V219H33ZM52 220V219H51ZM54 220V219H53ZM69 220V219H68ZM95 220V219H94ZM103 220V219H102ZM107 220V219H106ZM139 220V219H138ZM137 220V221H138ZM146 220V219H144ZM157 220V219H156ZM160 220V219H159ZM179 220H181V218H179ZM201 220V219H200ZM203 220V219H202ZM201 220V221H202ZM205 220V219H204ZM203 220V221H204ZM222 220V219H221ZM12 221V220H11ZM10 219H9V222L7 220V223L6 225H14V224H11L12 222H14V220L11 222ZM31 221V220H29ZM28 221V222H29ZM56 221V220H54ZM52 221V222H54ZM66 221V218L64 220V222ZM90 219L88 220V223H89ZM115 221V220H114ZM131 221V220H130ZM141 221H143L141 219ZM139 221V222H141ZM149 221V219H148ZM147 221V222H148ZM158 221V220H157ZM187 221V220H186ZM184 221V222H186ZM189 221V220H188ZM193 221V220H192ZM192 221L190 223H192ZM196 221V220H195ZM201 221H198V222H201ZM202 221V223H203ZM237 221V220H236ZM242 221V220H241ZM6 222V221H5ZM4 222V223H5ZM17 222H18V219H17ZM27 222V223H28ZM32 222V221H31ZM47 222H49L47 220ZM80 222V221H79ZM78 222V223H79ZM107 222V221H106ZM111 222V221H110ZM135 222V221H134ZM159 222V221H158ZM157 222V223H158ZM170 222V221H169ZM173 222V221H172ZM194 222V221H193ZM208 222V220H207ZM16 223V222H15ZM66 223H69V222H66ZM83 223V221H82ZM86 223V222H85ZM84 223V224H85ZM87 223V224H88ZM95 223V222H94ZM123 223V222H122ZM129 223V222H128ZM144 223V222H143ZM146 223V221H145ZM151 223V222H150ZM178 223V222H177ZM176 223V224H177ZM187 223V222H186ZM196 223V222H195ZM43 224V222H42ZM46 224V223H45ZM54 224V223H52ZM65 224V223H64ZM71 224V223H70ZM75 224V223H74ZM80 224V223H79ZM170 224V223H168ZM208 224V223H207ZM217 224V223H215ZM20 225V224H19ZM24 225V224H22ZM29 225V224H28ZM50 225V224H49ZM55 225V224H54ZM53 225V226H54ZM67 225V224H66ZM69 225V224H68ZM67 225V226H68ZM73 225V224H72ZM78 225V224H77ZM82 225V224H80ZM79 225V227H80ZM86 225V224H85ZM90 225V223H89ZM102 225V224H101ZM108 225V224H107ZM156 225V224H155ZM163 225H167V224H164ZM201 225V224H200ZM205 225V224H204ZM210 225V224H209ZM237 225V224H236ZM16 225L12 226V228H15ZM33 226V225H32ZM31 226V227H32ZM57 226V225H56ZM59 226V225H58ZM64 226V225H63ZM71 226V225H70ZM87 226V225H86ZM93 226V225H92ZM91 226V227H92ZM106 227V225H104ZM103 226V227H104ZM109 226V225H108ZM107 226V227H108ZM112 226V225H111ZM180 227V225H178ZM195 226V225H194ZM212 226V225H211ZM232 226V225H231ZM23 227V226H22ZM61 227V226H60ZM66 227V226H65ZM75 227V226H74ZM85 226H83L84 228ZM90 227V226H89ZM96 227V226H95ZM94 227V228H95ZM99 227V226H98ZM97 227V228H98ZM102 227V228H103ZM162 227V226H161ZM184 227V226H183ZM215 227V226H214ZM221 227L219 229H221ZM1 228H7V227H4L2 225ZM35 228V227H34ZM39 228V227H37ZM53 228V227H52ZM51 228V229H52ZM72 228V226H71ZM88 228V227H86ZM100 228V227H99ZM98 228V229H99ZM109 228V227H108ZM120 228V227H119ZM118 228V229H119ZM125 228V227H124ZM158 228V227H157ZM173 228V227H172ZM190 228V227H189ZM194 228V227H192ZM216 228V227H215ZM216 229L215 230V235H218L220 232H219V229ZM8 229V228H7ZM11 229V227L9 228ZM17 229H18V226H17ZM27 229V228H25ZM40 229V228H39ZM46 229V228H45ZM55 229V228H54ZM61 229V228H60ZM81 229V228H80ZM91 230V228H89ZM96 229V228H95ZM94 229V230H95ZM111 229V227H110ZM109 229V230H110ZM117 229V230H118ZM168 229V228H167ZM183 229H186L185 227ZM195 229V228H194ZM226 229V227H225ZM15 230V229H14ZM44 230V229H43ZM71 230V229H70ZM100 230V229H99ZM107 230V228H106ZM122 230V229H121ZM120 230V231H121ZM171 230V229H170ZM188 230V229H186ZM190 230V229H189ZM202 230V229H201ZM205 230V229H204ZM224 230V229H223ZM22 231V229L20 230ZM27 231V230H26ZM35 231H38V230H35ZM80 231V230H79ZM102 231V230H101ZM114 231V229H113ZM167 231V230H166ZM174 232V230H172ZM192 231V230H191ZM196 231V230H195ZM198 231V230H197ZM16 232V231H15ZM23 232V231H22ZM32 232V231H31ZM47 232V231H46ZM48 232H51L50 231V228L48 230ZM56 232V231H55ZM67 232V231H66ZM73 232V231H72ZM100 232V231H98ZM97 232V233H98ZM103 232V231H102ZM105 232V231H104ZM103 232V233H104ZM111 232V231H110ZM129 232V230H128ZM156 232V231H155ZM158 232V231H157ZM164 232V231H163ZM210 232V230H209ZM18 233V232H17ZM28 233V231H27ZM33 233V232H32ZM42 234L43 231L41 232L39 230V232H37V234ZM58 233V232H57ZM70 233V232H69ZM67 233V234H69ZM85 233V232H84ZM89 233V232H88ZM91 233V231H90ZM113 233V232H112ZM123 233V232H122ZM121 233V234H122ZM138 233V232H137ZM141 233V232H140ZM150 233V232H148ZM152 233V232H151ZM170 233V232H169ZM172 233V232H171ZM178 232H176L177 234ZM190 233V231H189ZM201 233V232H200ZM199 233V234H200ZM203 233V232H202ZM208 233V232H207ZM206 233V234H207ZM211 233V232H210ZM222 233V232H221ZM14 232H13V236H14ZM20 234V233H19ZM25 234V233H24ZM24 234L22 236H24ZM30 234V231L29 233ZM27 234V235H28ZM36 234V233H35ZM45 234V233H44ZM51 234V233H50ZM49 234V235H50ZM56 234V233H55ZM62 234H65V233H62ZM74 234V233H73ZM78 234V233H77ZM76 234V235H77ZM82 234V233H81ZM109 234V233H108ZM125 234V233H124ZM123 234V235H124ZM127 234V233H126ZM131 234V232H130ZM146 234V233H145ZM176 234L174 236H176ZM181 234V233H180ZM187 234V233H186ZM205 234V233H204ZM209 234V233H208ZM223 235H225L224 233H222ZM0 235H3V236H10L12 235V231H1L0 232ZM32 235V234H31ZM47 235V234H46ZM52 235V234H51ZM79 235V234H78ZM86 235V234H84ZM137 235V234H136ZM141 235V234H140ZM146 235H149V234H146ZM185 234H183L184 236ZM196 235V234H195ZM212 235V234H211ZM221 235V234H220ZM12 236V237H13ZM20 236V237H22ZM26 236V234H25ZM24 236V237H25ZM37 236V235H36ZM55 236V235H54ZM67 236V235H65ZM81 236V235H80ZM93 237H100V238H104V239H107V241H112V242H115L114 244H122L120 246H123V247H119V248H123L125 247L124 249V253H126L127 251H130V248L132 247L131 243H129V240L127 237L125 236H122V235H95L93 233L92 235ZM174 236H170V235H166L162 232H159V233H153V235L150 237V238H147V237H144V235L142 236V238H147V239H138L139 242L137 243L138 247L139 245H144V255L142 254H133V255H127L125 258L127 259V263H134V264H161V263H164V262H171L172 263H175V264H182V261L181 259H179L178 257H180V255H184L185 253H189L192 249H194L196 247V249L198 248L196 245H198V242H192V241H186L183 239H180V237H174ZM190 236V235H188ZM194 237V235H192ZM206 236V235H205ZM6 237V238H7ZM28 237V236H27ZM41 237V236H40ZM48 237V236H47ZM53 237V236H52ZM62 237V236H61ZM71 237V235H70ZM69 237V239L71 240V238ZM73 237V236H72ZM76 237V236H75ZM78 237V236H77ZM76 237V238H77ZM109 237V238H108ZM139 237V236H138ZM149 237V236H148ZM213 237V236H212ZM43 238V236H42ZM76 238L74 239V241L76 240ZM83 238V237H82ZM131 238V237H130ZM129 238V239H130ZM133 238V237H132ZM197 238H201V237H197ZM215 238V237H213ZM217 238V237H216ZM25 239V238H24ZM23 239V240H24ZM34 239V238H33ZM39 239V238H38ZM69 239H66L69 240ZM81 239V238H79ZM84 239V238H83ZM89 239V238H87ZM99 239V238H98ZM97 239V240H98ZM229 239V238H228ZM32 240V239H30ZM45 240V239H44ZM62 240V239H61ZM70 240H69V243L67 242V244L70 245ZM96 240V238H95ZM136 240V241H138ZM191 240V239H190ZM211 240V239H209ZM208 240V241H209ZM214 240V239H213ZM226 240V238H225ZM40 241V240H39ZM37 241V242H39ZM56 241V240H55ZM59 238H58V240ZM56 241V242H57ZM65 241V240H64ZM101 240H98L96 242H99ZM132 241V240H131ZM135 241V240H134ZM195 241V240H194ZM199 241V240H198ZM22 242V241H21ZM20 242V243H21ZM33 242V241H32ZM42 242V241H41ZM54 241H52L53 243ZM77 242V241H76ZM75 242V244H77ZM95 242V243H96ZM106 242V241H105ZM203 242V241H202ZM212 242V243H211ZM211 242L207 243L208 245L206 246H202V249L198 250L199 252H202V255L201 256H204L207 254V252L209 253L210 249L213 250L212 248L216 247H220L218 246L219 243L217 242V240L215 241H212ZM50 243V242H49ZM58 243V242H57ZM55 243V244H57ZM73 243V242H72ZM84 243V242H83ZM201 243V242H200ZM4 244V243H3ZM22 244V243H21ZM39 244V243H38ZM42 244H44L42 242ZM63 244V242H62ZM66 244V243H64ZM66 244V245H67ZM93 244V243H92ZM97 244V243H96ZM111 244V243H110ZM222 244V243H221ZM5 245V244H4ZM8 245V244H7ZM33 245V243H32ZM30 246V247H33V246ZM37 245V244H36ZM47 245V244H46ZM54 245V244H53ZM60 245V244H59ZM68 245V246H69ZM81 245V244H80ZM78 245V246H80ZM91 245V244H90ZM116 245V246H117ZM18 246V245H17ZM50 246V245H49ZM61 246V245H60ZM59 246V247H60ZM73 246V245H72ZM95 246V245H94ZM106 246V245H104ZM111 246V245H109ZM136 246V247H137ZM218 246V247H217ZM2 247V246H1ZM6 249H7V246H5ZM11 247V246H10ZM15 247V246H14ZM28 247V246H27ZM39 247V246H38ZM42 247V246H41ZM45 247V245H44ZM88 247V245H87ZM98 247V245H97ZM113 247V246H112ZM115 247V246H114ZM113 247V248H114ZM143 247V246H141ZM204 247V248H203ZM9 248V247H8ZM26 248V247H25ZM43 248V247H42ZM50 248V247H49ZM53 248V247H52ZM76 248V247H74ZM85 248V247H83ZM89 248V247H88ZM90 248H92V246H90ZM89 248V249H90ZM94 248V247H93ZM92 248V249H93ZM108 248V247H107ZM110 248V247H109ZM117 248V247H116ZM199 248H200V245H199ZM221 248V247H220ZM13 249V248H12ZM28 249V248H27ZM40 249V248H39ZM48 249V248H47ZM78 249V248H77ZM95 249V248H94ZM100 248L96 249L97 251H99ZM104 249V248H103ZM118 249V248H117ZM133 249V247H132ZM136 249V248H135ZM142 249V250H144ZM215 249V248H214ZM219 249V248H218ZM62 250V249H60ZM67 250V249H66ZM71 250V249H70ZM84 250V249H82ZM105 250V249H104ZM100 251L99 253L95 254L94 252L92 253H89V258H92V259H100L102 258L103 256H106L107 253H109V249L108 251ZM114 250V249H112ZM126 250V251H125ZM5 251V250H4ZM12 251V250H11ZM17 251V250H16ZM40 251V250H39ZM58 251V250H57ZM92 251V250H90ZM117 251V250H116ZM115 251V252H116ZM197 251V252H198ZM6 252V251H5ZM25 252V251H24ZM23 252V253H24ZM27 252V251H26ZM47 252V251H46ZM63 252V251H62ZM71 252V251H69ZM68 252V253H69ZM74 252V251H73ZM86 252V251H85ZM88 252V251H87ZM112 252V251H110ZM3 253V252H2ZM11 253V252H10ZM18 253V251H17ZM30 253V252H29ZM34 253V252H33ZM123 253V254H124ZM136 253V252H135ZM20 254V253H19ZM27 254V253H26ZM31 254V253H30ZM41 254V253H40ZM62 254V253H61ZM67 254V252H66ZM111 254H114V252H112ZM120 254V253H119ZM2 255V254H1ZM33 255V254H31ZM37 255V253H36ZM71 255V254H70ZM75 255V254H74ZM110 255V254H109ZM115 255V254H114ZM188 255V254H187ZM195 255V254H194ZM193 255V256H194ZM7 256V255H6ZM18 256V255H17ZM27 256V255H26ZM40 256V255H39ZM42 256V255H41ZM40 256V258H41ZM47 256V255H45ZM49 256V255H48ZM116 256V255H115ZM114 256V257H115ZM186 256V255H185ZM192 256V257H193ZM196 256V255H195ZM198 256V255H197ZM200 256V255H199ZM200 256V257H201ZM3 257V256H1ZM8 257V256H7ZM24 257V256H23ZM28 257V256H27ZM31 257V256H30ZM35 257V256H34ZM33 257V258H34ZM50 257V256H49ZM70 257V256H68ZM113 257V256H112ZM119 257V256H118ZM6 258V257H5ZM22 258V257H21ZM29 258V257H28ZM27 258V259H28ZM36 258V257H35ZM34 258V259H35ZM47 258V257H46ZM64 258V257H63ZM197 258V257H196ZM217 258V257H216ZM32 259V258H31ZM39 259V258H38ZM44 259V258H43ZM42 259V260H43ZM69 259V258H67ZM66 259V261H67ZM198 259H200L198 257ZM202 259V258H201ZM210 261L213 259V257L209 258ZM208 259V260H209ZM23 260V259H22ZM37 260V258H36ZM40 260V259H39ZM46 260V259H45ZM50 260V259H49ZM61 260V259H60ZM90 260V259H89ZM95 260H92V261H95ZM118 259H115V261L117 262ZM197 260V259H195ZM203 260V259H202ZM1 261V260H0ZM5 261H7V263L9 264H15L18 262V259L16 260V258L14 257H8ZM21 261V260H19ZM24 261V260H23ZM33 261V260H32ZM44 261V260H43ZM52 261V260H51ZM62 261V260H61ZM60 261V262H61ZM79 261V260H78ZM98 261V260H97ZM100 261V260H99ZM107 261V260H106ZM193 261V260H192ZM3 262V261H2ZM31 262V261H30ZM40 262V261H39ZM46 262V261H45ZM44 262V263H45ZM69 262V261H68ZM71 262V261H70ZM114 262V261H113ZM123 262V261H122ZM200 262V261H199ZM203 262V261H201ZM209 262V261H208ZM5 263V262H3ZM22 263V262H21ZM35 263V262H34ZM42 263V262H41ZM72 263V262H71ZM81 263V262H80ZM94 263V262H93ZM98 263V262H96ZM102 263V262H101ZM104 263V262H103ZM107 263V262H106ZM118 263V262H117ZM125 263V262H124ZM123 263V264H124ZM193 262H191L190 264H192ZM195 263H198L195 262ZM25 264V263H24ZM84 264V263H83ZM92 264V262H91ZM186 264V263H185ZM205 264L206 261H205ZM210 264V263H209Z\"/></svg>","mask_w":264,"mask_h":264}]
</instances>
